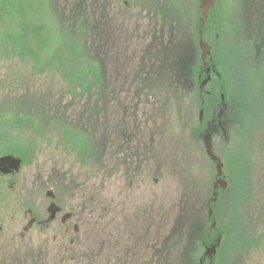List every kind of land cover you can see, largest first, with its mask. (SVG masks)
Listing matches in <instances>:
<instances>
[{
    "label": "flooded vegetation",
    "instance_id": "flooded-vegetation-1",
    "mask_svg": "<svg viewBox=\"0 0 264 264\" xmlns=\"http://www.w3.org/2000/svg\"><path fill=\"white\" fill-rule=\"evenodd\" d=\"M123 1L129 7L135 5H130L129 0H110L114 8ZM237 3L241 12L255 19L251 22L252 30L246 34L248 40L254 41L263 51L264 0ZM112 5L107 8L100 5L98 10L102 20L101 23L96 21L101 33L96 38L98 52L70 55L95 61L94 69L88 75L89 80L86 84L68 83L60 87L61 91L66 92L65 96H69L68 99L64 97L67 102L80 104L81 115L77 117L76 106L74 112L65 114L63 131L59 136L63 137V146L69 142V154L72 152L75 160L82 163V171L88 172L84 177L89 181H66L62 185L49 180L40 201L26 204L21 196V167L13 170L7 166L4 172L0 171V264H21V256H17L15 251L26 249L25 243L29 242L31 236L34 245L28 248L49 250L56 264H168V235H178L181 239L185 237L183 247H188L190 243L191 255H186V258L182 256L183 260L175 259L173 264H212L219 257L220 247L212 260L204 255L210 245H206L198 256L192 243L205 225L203 213L206 210L209 212L213 203L215 191L210 171H213L215 163L210 162L206 155L202 175H199L197 167L191 185L184 181L182 164L188 153L184 156L178 147V144L182 147V140L176 135L179 129L172 127L170 133L174 141L177 140L175 145L178 147L177 170L182 176L176 175L178 183H175V193L166 203L165 125L148 118L151 113L149 108H145L142 116L135 111L140 102L145 103L135 101V96L146 91L155 97L158 93L166 92L169 85L173 93L171 96L177 99L178 109L194 105V108H190L192 127L197 124L198 109L195 107L199 105L200 123L192 134L191 145L195 156L202 155L205 148L201 146L200 139L204 141L208 129L214 136L224 123L222 114L207 118V108L213 101V82L217 76L214 60L209 55L202 59L201 53L202 64L195 66L199 40L197 42L192 38L191 32L185 35L180 25L170 27L167 32V25L162 29L158 20L154 23L159 36L151 38L152 44L158 42L157 52L152 51L156 48L153 49L149 41L145 42L146 32H143V36H137L141 39L137 45L141 49L130 52L127 47V55L114 52L113 34L111 37L103 35L105 32L109 34V27L113 24ZM153 8L159 11L155 6L146 5L145 23L150 19L152 21ZM208 29L212 32V28ZM134 32L137 33V30ZM167 35L170 36L168 42L165 41ZM184 51L192 52V58L186 53L184 56ZM116 67L121 70L119 74ZM208 77H211V81L204 85ZM119 80L125 84H118ZM120 91L129 93L130 100H124V106H121L124 112L117 113L118 103L123 104L116 96ZM75 92L79 96L72 95ZM52 114V119L57 116L54 104ZM175 114L180 118L178 113ZM203 124H206L204 132L199 134ZM53 130L54 135H58L56 129ZM74 136L77 137L75 142L80 140L78 147L71 144ZM76 151L77 154L74 153ZM224 178L227 181V174H224ZM167 208L169 212L172 211L169 228ZM208 212L206 219L209 222L211 217ZM23 213L25 222L22 220ZM212 230L209 235H212ZM219 237L218 234L213 240ZM221 237L223 239V235Z\"/></svg>",
    "mask_w": 264,
    "mask_h": 264
},
{
    "label": "rangeland",
    "instance_id": "rangeland-1",
    "mask_svg": "<svg viewBox=\"0 0 264 264\" xmlns=\"http://www.w3.org/2000/svg\"><path fill=\"white\" fill-rule=\"evenodd\" d=\"M44 1L52 14L51 23L56 28H62L60 25L67 18L69 12L73 11L71 8L73 5L82 6L85 1L92 2L94 5L91 18L95 23L102 21L98 12L100 5L101 7L106 6V8L112 5L110 0L107 2L100 0ZM238 1L243 0H217L211 11V23L204 31L205 41L213 47L214 60L218 54L220 63V65L217 64L218 71L222 74L221 77L225 76L224 90L229 89L228 93L232 100L231 102L228 99L226 102L223 90L221 94H224L222 97L225 98L226 106L224 105L222 108V117L227 116L230 122L220 127L213 139L215 151L224 161V172L227 174L229 182V187L225 191H220L217 202L212 204L216 221V230H212V233L223 235L220 254L214 264H264V50L258 49L257 54V44L248 40L246 33L252 30L251 22L255 19L249 17L248 13L239 10ZM128 2L130 5H135L129 7L124 1L120 2V6L117 5L116 8L112 5L114 17L113 24L109 27L108 37L114 33L116 36L122 37L118 42L119 48L128 47L130 52L141 49L142 47L137 46L141 42L137 36H143V32H146L145 42L149 41L150 46L153 49L156 48L152 51L157 52L158 42L152 44L151 38L159 36L155 31L157 27L154 23L158 21L162 29L167 25V32L170 27L180 25L185 35L187 32H191L192 38H196L198 23H200L198 18L200 0H129ZM149 4L159 8V11L153 8L152 21L150 19L145 23V7ZM87 6L92 5L88 4ZM132 9L134 10L131 13ZM208 28H212V32ZM53 30L57 34L56 38H52L51 45L53 49V44L57 41L55 51L60 44L61 37L58 35L61 32H58L59 29ZM135 30L137 33L134 32ZM169 38L170 36L167 35L165 41L168 42ZM195 52L196 58L198 57L195 66L199 67L202 51L197 48ZM185 53L192 58V52L184 51V56ZM61 56L65 57V53ZM28 64L18 57L2 58L0 56V155H13L21 160V196L26 204L31 201H40L41 194L49 180L62 185L66 181L71 183L89 181L84 177V174H88V172L82 171V163L75 160L72 152L69 154V142L63 146V137L59 136L60 131H63L65 114L74 112L77 107V117L81 115L80 104L75 101L74 104L71 101L67 102L65 98L68 99L69 96H65L66 92L60 89L68 84L64 80L63 67L57 69L59 72L52 70L51 66L48 67V71L43 67L32 73ZM119 71L121 70L116 67V72ZM150 78L148 77V79ZM237 89L238 91H236ZM156 95L153 97L151 92L144 91L135 96V101H145L146 103L140 102L138 110L135 111L142 116L145 108H149L151 113L148 114V118L159 125L161 123L165 125L167 148L165 151L166 190L164 191L167 196L166 203H169L175 193V183H178V179L176 181L175 177L176 175L182 176L180 170H177L178 147L183 151L184 156L185 153H188L182 164L185 171L184 181L191 185V178L196 173L197 167L199 175H202L201 171L204 166L203 160H201L202 156H195L191 145L192 134L196 132V126L200 123V108L199 105L195 107L198 109L196 115L198 120L197 124L192 127L190 108H194L193 104L178 109L177 99L175 96H171L173 93L169 89V85L166 92ZM123 96L130 100L129 93H125ZM121 102L123 104L118 103L116 108L117 113L124 112V109L121 108L124 106V100ZM52 104L57 107V116L53 119L51 118L53 116ZM30 107L34 111L39 110L38 114L33 112V117H30L28 112ZM175 113L180 115L182 124L177 120L178 116ZM40 115L44 117L40 120L41 122L38 119ZM126 115L127 113L124 116ZM205 125H202V129L200 126L199 134L204 132ZM174 126L179 129L176 135L182 140V147L181 144L176 147L177 140L174 141L171 136L170 129ZM54 128L58 135H54ZM79 142L78 139V142L71 141V144L73 147H78ZM74 153L77 154V151ZM104 162L109 163V161ZM193 180L194 177L192 182ZM169 211L167 208L168 228L172 215V211ZM207 212L208 210L202 216L205 225L199 230H204L203 234L209 233L211 225V222L209 223L206 219ZM22 220L25 222L24 213ZM199 234L198 241L193 244L195 251H201L204 247L200 245L203 236L201 233ZM169 237L172 236L168 235L167 238L169 239ZM184 239L185 237L180 238L179 244L177 240L172 248L168 242L166 257L168 262L172 257L170 264H173L175 259L179 261L183 256L181 251L183 253L188 249L187 246L183 247ZM32 244L34 245V240L31 236L29 242L25 243L26 249L15 251L17 256H21L19 259L21 264H56V260L51 257L49 250L41 247L28 248ZM188 246H190L189 242ZM221 249H223V255ZM7 252L9 253V251ZM186 255L189 256L191 253L187 252L184 255L185 258ZM57 260L59 261V257Z\"/></svg>",
    "mask_w": 264,
    "mask_h": 264
},
{
    "label": "trees",
    "instance_id": "trees-1",
    "mask_svg": "<svg viewBox=\"0 0 264 264\" xmlns=\"http://www.w3.org/2000/svg\"><path fill=\"white\" fill-rule=\"evenodd\" d=\"M40 1V2H39ZM0 0V56L2 58H15L18 57L25 63H29L28 66L31 68L33 73L39 68L48 67L57 71L60 67H63L64 80L70 84H83L87 83L89 80L88 75L91 74L94 69L93 60H86L83 57L73 58L74 54L80 53H95L98 52L96 38L101 36L99 26L95 21L92 20V2H84V5H73L71 8L73 11H70L67 18L62 22L60 26L62 28H56L51 23L52 14L49 12L47 3L44 0ZM91 4L92 6H87ZM42 9V10H41ZM198 18L201 17V10L198 11ZM211 16V15H210ZM211 18V17H210ZM208 24H210V19ZM50 24V25H49ZM200 23H198V26ZM198 28V27H197ZM61 32L58 36L61 37L60 44H58L57 49L54 51L57 41L52 45V38H56L57 34L54 33V30ZM117 32V31H116ZM56 35V37H55ZM104 36H108L105 32ZM199 34L196 32V38ZM122 37L116 36V33L113 35V51L118 53H123L124 55L128 54L127 47L119 48L118 42ZM117 39V42L116 40ZM259 47L256 46V53L258 54ZM54 51V52H53ZM65 53V57L61 54ZM60 55V56H59ZM215 60L216 65L219 64L218 54ZM67 66H66V65ZM48 71V70H47ZM59 72V71H57ZM125 84V82L118 81V84ZM214 85V94L213 101L207 108L208 117L214 118L218 117L220 110L219 105L221 104V93L224 90L225 76L223 75L220 79H215L213 82ZM222 88V89H221ZM226 102L228 99L232 102L230 94L228 93L229 89H225ZM238 91V89L236 90ZM127 93L126 91H120L116 93L117 100L121 102L122 100L127 101L128 99L123 95ZM251 93V92H250ZM220 94V95H219ZM252 94V93H251ZM72 95L79 96V93L75 92ZM82 95H86L82 93ZM224 95V94H223ZM254 95V93H253ZM255 96V95H254ZM253 96V98H254ZM233 104V103H232ZM51 107V105H50ZM218 110V111H217ZM30 117L33 112L37 115L39 110L34 111L32 107L28 110ZM22 116V114H21ZM44 117L39 116V121ZM224 124L227 125L230 122V119L227 116H223ZM41 122V121H40ZM41 124V123H40ZM77 139L76 136L72 137L71 141L75 142ZM200 144L203 147V142L200 139ZM201 155V154H200ZM201 160H203V165L206 163V155L203 153ZM211 162V161H210ZM211 176H215V168L213 171H210ZM199 231L202 234L203 238L201 239V244L203 246L209 245L211 243L212 235L209 233H204ZM210 231V230H209ZM208 231V232H209ZM197 236L193 239L192 243L198 241ZM178 244L180 237L172 236L166 238L167 246L171 248L174 244ZM199 245V244H198ZM166 246V251H167ZM180 249V248H179ZM203 250V249H202ZM201 251H195V255L200 256ZM178 252V251H177ZM189 252V246L186 252H183V256ZM172 257L170 258L168 264L172 263ZM175 264V263H174Z\"/></svg>",
    "mask_w": 264,
    "mask_h": 264
},
{
    "label": "water",
    "instance_id": "water-1",
    "mask_svg": "<svg viewBox=\"0 0 264 264\" xmlns=\"http://www.w3.org/2000/svg\"><path fill=\"white\" fill-rule=\"evenodd\" d=\"M216 0H201V8H202V15H203V20H202V24H201V28H200V33L202 34L203 32V28L206 25L207 19H208V13L210 8L215 4ZM200 44L201 47L203 48V58L207 57L210 54V46H208L203 39L200 40ZM210 80V78L208 80H206L204 82V84H206L208 81ZM212 140V136L210 133H207L205 135L204 141H205V145H206V149H207V153L210 156V158L214 161H216V168H217V181L214 184V189H218L219 187H221L222 189H225L227 187V182L222 179L223 176V163L221 161V159H219L215 154H213V146L211 143ZM21 165V160L18 158H15L14 156H6V157H2L0 158V170H4L5 167L9 166L14 170H18L20 168ZM217 195L218 192H215L214 194V199L213 201L215 202L217 200ZM210 216H212L213 211L210 210ZM213 226H215V223L213 224ZM220 244V240L219 242L212 246L211 248H209L206 252V256H209L210 258L213 257V255H215L216 253V247Z\"/></svg>",
    "mask_w": 264,
    "mask_h": 264
}]
</instances>
